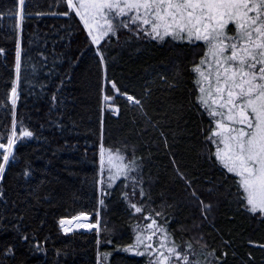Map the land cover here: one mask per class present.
<instances>
[{
    "label": "snow or ice",
    "instance_id": "6c2138e0",
    "mask_svg": "<svg viewBox=\"0 0 264 264\" xmlns=\"http://www.w3.org/2000/svg\"><path fill=\"white\" fill-rule=\"evenodd\" d=\"M54 4L61 10L32 12L28 10L27 0H14L13 8L7 13L14 21L16 41L14 78L0 100V111L11 118L6 142L0 138V233H12V236L0 241L2 255L15 259L17 245L31 253H47L35 231L26 230L24 223L32 208L47 199L42 192L45 181L32 183L33 173L38 169L28 161L12 177V184L16 185L13 196L9 195L7 174L18 162V143L33 139L42 140L45 145L52 142L48 137L37 135L18 116L22 81L31 85L30 77L36 68L32 64L33 72H28L24 65L23 24L33 15H52L67 18L62 27L69 35L72 21L82 25L86 45L94 53L104 85L98 170L92 181L93 188L99 192L98 206L92 211L82 210L59 218L60 232L68 235L83 229L94 234L95 264H113L116 257L124 258L122 254L142 257L144 264H227L233 241L221 234V246L214 247L203 232L205 224L216 229L215 209L219 204L222 201L234 204L236 213L245 216L256 228L264 227V0H54ZM52 7L50 4L49 8ZM4 15L0 12V18ZM122 33L128 36L123 46L134 37L136 41L187 50L192 57L188 67L190 76H185L177 61L171 75L167 71H154L145 78L138 93L121 90L116 80L109 78V60L114 57L105 48L113 44V38L120 45ZM4 51L0 48V53ZM39 54L44 57L41 66H46L47 57L43 52ZM83 54L81 51L80 55ZM76 62L78 57H73L70 67ZM71 79L65 72L50 97L49 116L55 110L57 118L49 119L47 126L61 136L78 127L69 116V128L61 111L66 107L63 89ZM188 80L191 86L184 97ZM108 84L113 94H109ZM46 87V83H41V92ZM155 90H159V95ZM177 92L181 95L177 96ZM117 96L126 100L128 111L133 113L136 136L158 133L169 154L171 177L151 171L148 164L153 154L149 150L146 156L138 141L125 137L119 146L105 144L104 113L110 111L119 117ZM193 110L202 121L207 117V127L201 129L204 147L195 152L191 167H181L173 145L188 132L189 113ZM45 126L40 125L41 129ZM68 148L74 149L75 145L70 146L65 139L63 145L57 144L49 151L55 157ZM188 150L193 151L191 147ZM201 161L210 164L217 175L202 172ZM48 162L51 163V158ZM18 178L23 183L17 184ZM113 204L122 205L119 212L113 211ZM190 206L198 216L191 224L181 223L184 210ZM113 216L117 218L114 220ZM229 219L234 220L235 216ZM125 227L130 229L129 241L116 242L113 238L122 235ZM177 231L181 233L179 241ZM185 233L191 235L185 238ZM247 244L264 252V241L249 239ZM102 245L112 247L101 250ZM60 255L61 249H56V257ZM232 255H236L234 248ZM247 257L243 264H255L251 251ZM18 264L25 261L20 260ZM53 264L60 261L55 259Z\"/></svg>",
    "mask_w": 264,
    "mask_h": 264
},
{
    "label": "trees",
    "instance_id": "16d2710c",
    "mask_svg": "<svg viewBox=\"0 0 264 264\" xmlns=\"http://www.w3.org/2000/svg\"><path fill=\"white\" fill-rule=\"evenodd\" d=\"M27 3L28 10L32 12L61 10L55 6L54 0H27ZM50 4L53 5L52 8H49ZM13 5L14 0H0V12L5 14L3 18H0V48L5 50L0 53V100L4 98L10 88L11 79L14 78L16 31L14 21L7 15ZM66 21V17L52 15L37 17L33 15L27 18L23 24L24 65L28 72H33L32 64H35L36 68L33 76L30 77L33 81L31 85L22 81L18 116L37 135L48 137L52 142L50 145H45L42 140L33 139L18 143V162L11 166V170L7 174L10 185L9 195L13 196L16 185L12 184V177L20 173L28 161H32L33 166L38 169L33 173L32 183L45 181L42 185V192L47 196V199L32 208L24 223L27 225L26 230L35 231L37 239L42 242L47 253H31L25 247L17 245L18 253L15 259L3 256L2 249H0V264H4L5 261L7 264H18L20 260H24L25 264H53L55 259H58L60 264H95L94 234L75 230V234L64 235L60 232L58 225V220L61 217H70L82 210L92 211L94 207L98 206L99 192L93 188L92 181L98 170L101 88L104 86L94 53L86 45V32L81 30L82 25L72 21V30L69 35L66 28L62 27ZM125 39H128V36L122 33L120 45L115 44V38H113V44L105 48L108 55L114 57L109 60V78L115 79L121 90L127 89L138 93L145 78L154 71H167L171 75L177 61L184 69L185 76H190L188 67L192 57L187 50L174 49L167 44L161 46L154 42L136 41L134 37L127 46H123ZM81 51L84 52L82 56L80 55ZM41 52L47 57L46 66H41L44 62V57L39 54ZM28 57L31 59L29 60ZM73 57H78V62L70 67ZM54 60L55 64H53ZM65 72H68L72 79L65 83L63 94L66 98V107L61 111L65 113L64 122L69 128H71L69 116L76 121L78 127L76 131H66L61 136L60 132L49 128L47 122L49 119L57 118L55 110L49 116L50 97ZM49 73L51 74L49 75ZM41 83L47 84L43 92L40 89ZM190 86V80L186 81L184 97H187V88ZM107 90L109 94H113L110 84L107 85ZM155 91L159 95V90ZM30 92L32 94H29ZM176 95L180 96L181 93L177 92ZM115 103L120 106L119 117L110 111L104 113L105 144L119 146V142L125 137L132 141H138L146 156L149 150L153 154L148 164L151 171L154 174L159 171L171 177L172 166L169 154L158 133L145 137L136 136L133 130V113L128 111L126 100L117 96ZM189 117L188 132L178 143L173 145L181 167H191L195 152L203 149L201 129L206 128L208 123L207 117L202 121L195 110L189 113ZM10 119V116L5 117L0 111V138H3V142H6ZM41 124L46 126L41 129ZM65 139L68 140L70 146L75 145V148L62 150L58 152L57 156L51 157L49 148L54 149L57 144L63 145ZM169 141L172 142L170 133ZM190 147L193 151L188 150ZM85 149H87L86 154ZM37 156L42 158L37 159ZM49 158H51V163L48 162ZM94 160L97 163H93ZM200 163L202 172L208 175H217L210 164L204 161ZM39 169L44 171H39ZM20 183H23V180L18 178L17 184ZM20 191L23 192L24 189H20ZM111 207L114 212H119L122 205L113 204ZM195 216H198L196 209L191 206L187 207L180 222L191 224ZM232 216H235L234 220L229 219ZM116 218L113 216L114 220ZM125 219L127 218L125 217ZM215 226L221 232H217L211 225L205 224L204 236L208 243L214 247L221 246V234L224 239L233 241L236 255L233 256V248H229L227 264H243L250 251L255 256V264H264V252L247 244L249 239L264 241V227L256 228L245 216L236 213L235 205H229L227 201H222L215 209ZM173 227H176L175 223ZM176 235L179 241L181 233L177 231ZM183 235L186 238L191 234ZM11 236L12 233H0V241L8 240ZM45 237L48 238L46 242H44ZM113 239L118 243L128 242L130 229L123 228L122 235H117ZM111 247V245H102L101 250ZM56 249H61L59 257H56ZM65 252L68 253L67 256L63 255ZM122 256L124 258L116 257L113 264H144L142 257H130L126 254H122Z\"/></svg>",
    "mask_w": 264,
    "mask_h": 264
},
{
    "label": "rangeland",
    "instance_id": "374dc122",
    "mask_svg": "<svg viewBox=\"0 0 264 264\" xmlns=\"http://www.w3.org/2000/svg\"><path fill=\"white\" fill-rule=\"evenodd\" d=\"M75 231V230H74Z\"/></svg>",
    "mask_w": 264,
    "mask_h": 264
},
{
    "label": "water",
    "instance_id": "95a60500",
    "mask_svg": "<svg viewBox=\"0 0 264 264\" xmlns=\"http://www.w3.org/2000/svg\"><path fill=\"white\" fill-rule=\"evenodd\" d=\"M85 231V230H84Z\"/></svg>",
    "mask_w": 264,
    "mask_h": 264
}]
</instances>
